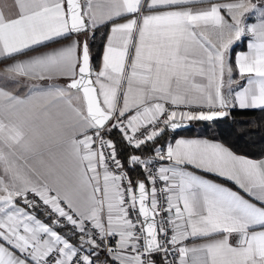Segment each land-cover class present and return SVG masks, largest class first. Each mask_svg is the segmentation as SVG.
Here are the masks:
<instances>
[{"label":"snow or ice","instance_id":"6c2138e0","mask_svg":"<svg viewBox=\"0 0 264 264\" xmlns=\"http://www.w3.org/2000/svg\"><path fill=\"white\" fill-rule=\"evenodd\" d=\"M235 109L264 111V3L0 8V264H264V158L177 131Z\"/></svg>","mask_w":264,"mask_h":264},{"label":"trees","instance_id":"16d2710c","mask_svg":"<svg viewBox=\"0 0 264 264\" xmlns=\"http://www.w3.org/2000/svg\"><path fill=\"white\" fill-rule=\"evenodd\" d=\"M107 28H100L95 36L94 41H90L93 65H98L100 52L105 39ZM202 124V133L207 130L208 126L213 128L211 131L212 138L225 142L233 151L237 153H245L252 151L257 157L264 155V111L261 110H240L235 109L231 115L226 118L214 122H199ZM195 129L191 126L187 129L190 131ZM114 138L119 140L120 134L114 132ZM171 138L169 135L165 139ZM132 151L130 148L125 151V155ZM151 155V153H146ZM131 175L135 178L137 175H142L139 168L132 172ZM154 258L157 264H160V254H155Z\"/></svg>","mask_w":264,"mask_h":264},{"label":"crops","instance_id":"0c3cea01","mask_svg":"<svg viewBox=\"0 0 264 264\" xmlns=\"http://www.w3.org/2000/svg\"><path fill=\"white\" fill-rule=\"evenodd\" d=\"M252 2L260 4V3H264V0H252ZM12 3H13V0H0V8H2L4 10L6 15L9 14V6H11ZM246 15L251 17L250 22H255V20H256L255 17H252L251 14H246ZM107 31H108V29H107ZM107 31H106V34H107ZM247 39L248 38L245 37V38L242 39L241 42H238L236 45L233 46V51L231 53V60H232L233 64H234V61H235V55L237 53H240V52H243V51H247V46H246ZM105 42H106V35H105V39H104L103 44ZM102 52H103V47H102L101 52H100L99 63L101 62V59H102ZM235 78H238V76H235ZM199 122H203V121L187 122V124H188L187 128L182 129V130H177L178 133H179V136H182L184 138L214 139L211 136V131H213V128H211V126H208L207 130L204 133H202V126H201L202 124H199ZM190 124H191V126H194L195 129L187 131V129L190 127ZM166 135H169L170 137H172L174 134L169 130ZM168 139H170V138H168ZM214 140H216V139H214ZM238 154L245 155L248 158H252V159L264 158V155H262L260 157H257L252 151L250 152L249 150L246 151L245 153H238Z\"/></svg>","mask_w":264,"mask_h":264},{"label":"water","instance_id":"95a60500","mask_svg":"<svg viewBox=\"0 0 264 264\" xmlns=\"http://www.w3.org/2000/svg\"><path fill=\"white\" fill-rule=\"evenodd\" d=\"M187 126H188V124L186 125V127H184V128H181V129H179V130L185 129V128H187Z\"/></svg>","mask_w":264,"mask_h":264},{"label":"built area","instance_id":"2783aa9c","mask_svg":"<svg viewBox=\"0 0 264 264\" xmlns=\"http://www.w3.org/2000/svg\"><path fill=\"white\" fill-rule=\"evenodd\" d=\"M192 122V121H191Z\"/></svg>","mask_w":264,"mask_h":264}]
</instances>
